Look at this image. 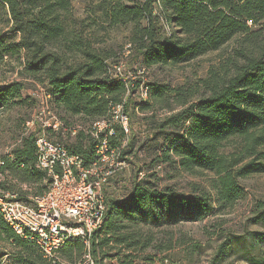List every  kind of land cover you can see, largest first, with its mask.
Wrapping results in <instances>:
<instances>
[{
    "label": "trees",
    "instance_id": "1",
    "mask_svg": "<svg viewBox=\"0 0 264 264\" xmlns=\"http://www.w3.org/2000/svg\"><path fill=\"white\" fill-rule=\"evenodd\" d=\"M70 3L0 0V20L6 17L10 32L19 34L14 43H6L5 35L0 34V55L23 51L22 78L39 81L59 117L69 126L75 125L72 122L80 125L73 137L51 129L47 131L49 137L63 141L90 165L95 147L86 131L111 107L122 103L129 117L128 139L121 147L126 134L114 124L109 146L121 147L120 158L126 163L131 162L130 153L142 151L160 165L174 159L186 173L213 174L209 187L215 192L217 206L205 190L187 195L169 185L159 188L145 182L139 178V168L122 197L105 192L107 209L101 225L91 234L88 251L100 264L98 248L114 242L111 247L119 245V264H138L131 249L141 243L142 225L151 228L203 220L240 198L242 177L264 171L259 157L248 159L264 145V0H104L111 25L132 24V56L146 65L188 62L233 41L232 47L220 54L218 63L209 66L206 76L198 78L194 88L146 84L149 98L141 104L132 103L130 96L137 83L112 76L106 55L93 48L82 31L67 34L60 17ZM156 6L159 15L154 11ZM158 22L177 28L178 35L158 37ZM24 86L22 79L0 84V109L23 105L27 99L36 105L34 97L22 95ZM157 103L167 108L163 118L153 113ZM135 114L141 117L134 120ZM38 131L20 132L10 152L2 154L0 190L15 192L25 202H29V196L43 194L51 180L36 167L34 141ZM143 132L145 137L140 139L137 133ZM64 135L73 141L67 143ZM233 138L240 139V150L236 154L223 152L226 142ZM257 214L256 223L263 221L264 211ZM29 236L26 231L18 236L0 214V239L13 247L8 251L13 260L10 264H50ZM260 239L264 240V233ZM84 249L81 240H70L57 255L71 261L73 250L79 256L82 252L84 255ZM5 253L0 251V258ZM246 258L251 264H264V257L259 255L248 254Z\"/></svg>",
    "mask_w": 264,
    "mask_h": 264
},
{
    "label": "rangeland",
    "instance_id": "2",
    "mask_svg": "<svg viewBox=\"0 0 264 264\" xmlns=\"http://www.w3.org/2000/svg\"><path fill=\"white\" fill-rule=\"evenodd\" d=\"M133 1L142 2L144 0ZM103 3L104 0H71L70 6L66 11L61 12L60 18L63 20L68 35L82 31V36L92 42L93 48L106 55L110 69L120 65L121 71L131 84L137 83L135 90L130 93L132 103L141 104L149 98L147 93L146 96L143 95V91L146 89L145 85L150 83L165 84L170 88L179 86L194 88L198 78L206 76L209 66L217 64L220 54L233 45L231 41L220 50L208 51L188 62L146 65L141 59L132 56L130 44L132 24L111 25L108 12H106L107 6H103ZM154 11L158 15L161 14L157 6ZM10 26L6 17L0 20V34L5 35L6 43H14L19 39L18 33L10 32ZM156 26L158 27L157 35L160 38L172 36L173 33L178 35L175 27L163 26L161 22H158ZM71 55V52H67V56L71 57ZM23 62V51L14 54L2 52L0 55V84L22 79L25 84L22 95L28 98L31 95L36 100V105L31 99H27L23 105L0 109V155L9 153L16 144L19 133H25L27 126L23 121L26 118L31 120L40 110L42 117L46 118L50 114L56 118H62L56 113L52 104L50 106L49 103H41L43 100L40 98L42 97L41 92L44 89L42 84L32 78H22V74H19L24 68ZM153 109H155L153 113L157 118H163L167 113V108L161 103L154 105ZM150 112V110L146 111L147 115ZM137 117L140 118L141 115L135 114L133 119ZM72 123L78 124V122ZM38 128H40V123L35 122L30 129L35 131ZM137 135L140 139L145 137L144 132L137 133ZM62 137L67 143L73 141L71 140L73 136L64 135ZM240 148V139L233 138L226 142L222 151L236 154ZM258 151L256 156H250L248 159L259 157V161L264 163V145L260 146ZM128 158L131 161L130 164L125 162V165L112 175V179L105 187L104 191L108 195L115 194L122 197L126 194L139 168L141 169L138 173L139 178L145 182L156 184L159 188L169 185L179 193L187 195L197 193L202 189L209 194L215 206L218 205L215 192L209 187L212 173L201 172L197 175L186 173L177 167L174 159V161L170 159V161L160 162V165L158 162H153L152 156L142 151L136 155L130 153ZM2 178L0 174V180ZM239 185L243 188L242 194L232 206L220 211L217 209L203 220L182 221L151 228L142 225L139 228L141 243L131 249L137 257L135 262L138 264H251L246 255L264 257V240L260 239L264 233V220L258 223L255 221L257 213L264 211V171L242 177ZM113 243L109 242L107 246L98 248L100 264H119V245L111 247ZM12 248L7 241L0 239V251L6 252L0 258V264L13 263L11 255L8 254ZM72 252L73 260L61 257L60 259L65 264H82L83 252L79 256L74 250Z\"/></svg>",
    "mask_w": 264,
    "mask_h": 264
},
{
    "label": "built area",
    "instance_id": "3",
    "mask_svg": "<svg viewBox=\"0 0 264 264\" xmlns=\"http://www.w3.org/2000/svg\"><path fill=\"white\" fill-rule=\"evenodd\" d=\"M108 71L114 77L127 80L120 65ZM146 93L145 89L143 95ZM41 94V103L51 106L44 89ZM122 108V103L111 107L104 118L95 120L86 131L90 132L95 147V159L90 165L83 162L80 154L72 153L63 141L50 138L47 133L51 129L75 136L79 124L69 126L62 118L50 114L42 117L41 110L26 122L25 133L32 131L30 128L35 122L40 123L34 141L35 163L51 180L43 194L29 196V202L19 199L15 192L0 190V214L18 236L28 232L50 264H65L57 254L70 240H81L84 244L82 264H96L88 251L91 234L101 225L107 209L105 187L112 175L125 165L120 149L126 144L130 131L129 117ZM114 124L126 134L119 148L109 146V137L115 133ZM2 164L3 156L0 155V167Z\"/></svg>",
    "mask_w": 264,
    "mask_h": 264
}]
</instances>
